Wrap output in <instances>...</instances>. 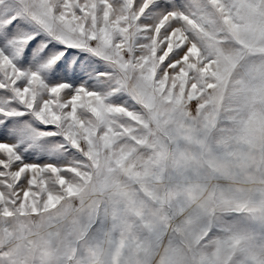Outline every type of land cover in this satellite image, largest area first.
Listing matches in <instances>:
<instances>
[{
  "label": "rangeland",
  "instance_id": "1",
  "mask_svg": "<svg viewBox=\"0 0 264 264\" xmlns=\"http://www.w3.org/2000/svg\"><path fill=\"white\" fill-rule=\"evenodd\" d=\"M132 3L68 34L103 71L46 147L0 142V264H264V0Z\"/></svg>",
  "mask_w": 264,
  "mask_h": 264
},
{
  "label": "snow or ice",
  "instance_id": "2",
  "mask_svg": "<svg viewBox=\"0 0 264 264\" xmlns=\"http://www.w3.org/2000/svg\"><path fill=\"white\" fill-rule=\"evenodd\" d=\"M118 3L121 12L127 9L128 0ZM113 7V0H0V142L14 135L46 147L40 133L52 131L50 119L69 107L63 97L103 71L67 36L87 38L90 25L112 18ZM161 7L154 0L146 14ZM138 10L145 11V0H133V15Z\"/></svg>",
  "mask_w": 264,
  "mask_h": 264
}]
</instances>
